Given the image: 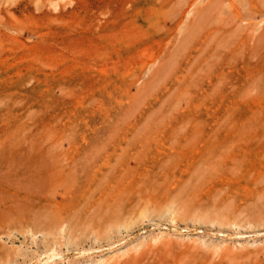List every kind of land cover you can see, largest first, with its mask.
Segmentation results:
<instances>
[{"label": "rangeland", "instance_id": "1", "mask_svg": "<svg viewBox=\"0 0 264 264\" xmlns=\"http://www.w3.org/2000/svg\"><path fill=\"white\" fill-rule=\"evenodd\" d=\"M0 264H264V0H0Z\"/></svg>", "mask_w": 264, "mask_h": 264}, {"label": "bare ground", "instance_id": "2", "mask_svg": "<svg viewBox=\"0 0 264 264\" xmlns=\"http://www.w3.org/2000/svg\"><path fill=\"white\" fill-rule=\"evenodd\" d=\"M231 1H232V0H231ZM232 3H233V2H232ZM232 3H231V4H232ZM230 6H231V5H230ZM147 209H148V208H147ZM149 210H150V209H149ZM153 210H155V208H154ZM146 211H147V210H146ZM161 212H162V211H161ZM193 212H195V211H193ZM148 213H149V212H148ZM169 213H170V212H169ZM144 214H145V213L143 212V215H144ZM161 214H163V213H161ZM146 215H147V214H146ZM146 215H145V216H146ZM148 215H149V214H148ZM184 215H185V214H184ZM194 215H195V214H194ZM197 215H198V214H197ZM127 216H128V215H126V217H127ZM131 216H132V214H131ZM131 216H130V217H131ZM136 216H137V215H136ZM178 216H179V215H178ZM147 217H148V216H147ZM170 217H171V216H170ZM187 217H188V216H187ZM189 217H190V216H189ZM189 217H188V218H189ZM206 217H207V216H206ZM39 218H40V217H39ZM134 218H136V217H134ZM134 218H133V220H134ZM142 218H143V216H142ZM204 218H205V217H204ZM209 218H211V217H209ZM122 219H123V217H122ZM138 219H140V218H138V216H137V220H138ZM206 219H207V218H206ZM115 220H116V218H115ZM117 220H118V219H117ZM129 220H130V218H129ZM129 220H128V221H129ZM131 220H132V218H131ZM137 220H136V221H137ZM140 220H141V219H140ZM186 220H187V219H186ZM113 221H114V219H113ZM176 221H177V219H176ZM192 221H193V220H192ZM195 221H198V220H195ZM114 222H115V221H114ZM114 222H113V223H114ZM119 222H120V220L117 221V223H119ZM121 222H123V221H121ZM130 222H131V221H130ZM137 222H138V221H137ZM193 222H194V221H193ZM133 223L135 224L136 222L134 221ZM133 223H130V224H133ZM202 223H203V222H202ZM108 224H110V223H108ZM120 224H121V223H120ZM128 225H129V224H128ZM120 226H121V225H120ZM226 226H227V225H226ZM129 227H130V225H129ZM131 227H132V225H131ZM126 228H127V227H126ZM85 230H86V229H85ZM31 232H32V231H31ZM107 233H108V232H107ZM37 234H38V233H37ZM48 234H49V233H48ZM105 234H106V233H105ZM44 235H45V234H44ZM97 235H98V234H97ZM45 236H48V235H45ZM48 237H49V236H48ZM98 239H100V238H98ZM52 254H53V253H52ZM50 255H51V254H50ZM56 257H57V256H56ZM53 258H54V257H53ZM236 259H237V258H236ZM49 260H51V258H50ZM242 260H243V259H242ZM110 261H111V260H110Z\"/></svg>", "mask_w": 264, "mask_h": 264}]
</instances>
